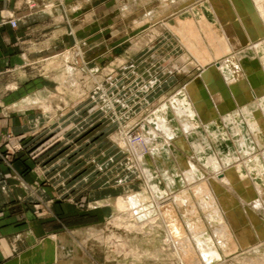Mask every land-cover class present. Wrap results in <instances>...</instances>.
<instances>
[{"label":"rangeland","instance_id":"rangeland-1","mask_svg":"<svg viewBox=\"0 0 264 264\" xmlns=\"http://www.w3.org/2000/svg\"><path fill=\"white\" fill-rule=\"evenodd\" d=\"M52 1L57 7L63 0ZM205 1L71 0V48L66 50L71 49V59L61 81L76 98L55 101L57 115L47 111L48 99L37 103L46 115L38 118L41 136L29 152L43 158L49 173L65 178L77 202L114 203L107 223L92 232L128 264L137 259L135 253L140 260L154 256L150 264H264V206L245 201L241 191L223 182L234 195L235 206H229L209 193L211 179L196 174L201 160L208 166L231 162L240 174L257 156L264 166V139L257 143L250 134L263 119L264 103L258 112L245 108L251 94L264 89V79L248 81L249 74L264 68V14L254 15L253 7L248 27L241 15L220 16L216 8L212 15ZM212 1L219 7L235 3ZM28 5L36 8L32 0ZM44 88L51 91L48 84ZM166 103L193 114L231 103L238 114L226 120L220 112L224 120L218 124L193 128L201 138L177 141L175 158L167 160L168 151L146 134L154 132L157 111ZM252 176L263 183L257 171ZM253 194L252 201L260 200ZM213 213L219 219H211ZM254 236L259 237L255 245L238 246L236 240ZM137 237L144 246L151 239L155 251L138 250Z\"/></svg>","mask_w":264,"mask_h":264},{"label":"crops","instance_id":"crops-1","mask_svg":"<svg viewBox=\"0 0 264 264\" xmlns=\"http://www.w3.org/2000/svg\"><path fill=\"white\" fill-rule=\"evenodd\" d=\"M32 1L36 8L28 0H0V264H128L92 232L107 223L114 203L77 202L65 178L29 152L41 136L38 118L46 115L37 103L48 99L53 108L55 101L76 98L61 81L71 59V0L57 7L52 0ZM52 108L46 110L57 115ZM135 239L138 250L155 251L151 239L147 246ZM135 258L131 264L155 260Z\"/></svg>","mask_w":264,"mask_h":264},{"label":"bare ground","instance_id":"bare-ground-1","mask_svg":"<svg viewBox=\"0 0 264 264\" xmlns=\"http://www.w3.org/2000/svg\"><path fill=\"white\" fill-rule=\"evenodd\" d=\"M219 1L220 0H218V2ZM211 2H214V1L209 0V1H205L204 3L201 2L208 9L211 10L212 13L208 11L209 13L214 15L213 13H215L214 10L216 8L218 14L222 13L220 16H223V14H225V16H228L229 18L232 19V17L235 18V17L241 15L245 19V20L244 19H242V20L246 21V24L249 25L248 27H250V25H252L251 24L252 22H250L249 17H252L251 14L253 12L251 10H253V7H256V9H254V12H255L254 15L260 16V14H264V5L263 6L261 5L262 3H264V0H235V3H230L229 1H224V2H222V3H224V5H222V7L214 6ZM199 5H201V4H199ZM237 5H239L238 10L236 8ZM202 8H204V6H202ZM203 12H207V11H203ZM209 17H210V15H209ZM211 17H213V16H211ZM260 17H262V16H260ZM255 20H257V19H254V21ZM235 23L236 22L234 21V24ZM246 24H245V27H246ZM255 24L256 23H254V27H255ZM260 27L263 28V26H260ZM256 28L257 27H255V29ZM260 30H262V29H260ZM250 34H248V35H250ZM244 40L246 41L247 39H243V43H244ZM231 41L233 42V40H231ZM219 42H222V41H219ZM229 44H227V45H229ZM211 45L212 44H210V48H211ZM234 45H238V44H234ZM218 46H220V45L218 44ZM231 46H232V44H230V47ZM225 47H227V46H225ZM225 47H223V49ZM234 49H237V47ZM239 49L240 48H238L237 50H239ZM237 50H235V51H237ZM215 51H216V49H215ZM231 51H233V48ZM241 54H242V52H241ZM213 58H216V56L214 55ZM218 58H219V56H218ZM209 59L212 60L211 58H209ZM224 59H225V57H224ZM215 60L216 59H214V61ZM212 64H213V62H212ZM216 65H217V63H216ZM234 66H236V65H234ZM260 70L261 71L254 72V74H249L248 81L251 83H254L255 81L264 79V68L263 69L260 68ZM263 103H264V89L260 90V92L257 94H251V96L247 99L245 108L250 110L253 113L258 112ZM220 112L222 113V115L225 116V119L227 120L228 118L230 119V117L232 115L238 114V109L236 108L235 105H233L231 103H227V105H224V106L222 105L220 107L215 106V105H212V106L209 105V106L203 108L201 112H197V113L193 114L190 112L189 109L173 108L170 106L169 103H166L165 107L163 109H158V111H157V117L158 118L154 124V126H155L154 132L146 133V134L149 136L150 142L156 144L157 147L160 146L161 148H164L166 151H168L167 157H166L167 160H173V158H175V155H176V154L175 155L173 154V151L175 150L174 147H175L177 141L184 139L186 142L189 143V142H193L197 139H200L201 136L193 134L191 132V130L193 128H196L197 126L203 125V124H205V126L218 124L219 120H221V119L224 120L222 117L219 118ZM250 134H251L252 138L257 143H259L260 139H264L263 138V135H264V112H263V119L261 120V122L259 124H257L256 126H252L250 128ZM156 154H157V152H156ZM201 161H202V165L197 167V169H196L197 173L196 174L203 173L202 175H199L201 177L200 178L201 180L202 179L205 180V179L209 178L213 181L214 186L211 187V189L209 190V193H213V195H216V196H221L225 200H227L229 206H235L234 205V195L230 194L228 192V190H225L226 187H223V182H226L227 184L229 183L230 186L231 185L234 186V188L236 189L237 192L241 191L245 196V199H244L245 201L247 199V200H249L250 203H253L256 206H261V205L264 206V166L261 164L262 162H260L258 156L254 160L255 161L254 164L253 165L251 164L252 165L251 166L249 163L248 169L245 168L247 171H245L242 174H240L236 164L234 166V165L230 164L231 162L229 164H227V163L221 164L220 162L216 161V163L214 165L208 166V165H206L205 162H203V160H201ZM242 168L243 167H241V169ZM147 169H148V167L144 168V170H147ZM254 170L257 171L259 173V175L263 178L262 184H257L254 181V177L252 176V172ZM229 191H231V190L229 189ZM252 192L254 194H256L257 195L256 197L257 198L259 197L260 200H256V202L252 201L250 199L252 197V194H253ZM210 218L211 219H219V213L218 214L213 213ZM263 228H264V226H263ZM262 230H264V229H262ZM263 234L264 233L262 232L261 236H264ZM219 237L220 236L218 235L216 238V241H217V243H220L223 245L224 242L221 241L219 239ZM256 239L259 240V237L254 236L252 238L249 237L244 241H238V240H236V241H237L238 246L241 247L242 244L246 245V243L249 245H253V244L255 245L256 244L255 242H257ZM180 248L181 247H179V250H181Z\"/></svg>","mask_w":264,"mask_h":264},{"label":"built area","instance_id":"built-area-1","mask_svg":"<svg viewBox=\"0 0 264 264\" xmlns=\"http://www.w3.org/2000/svg\"><path fill=\"white\" fill-rule=\"evenodd\" d=\"M11 23H12V25H13V26H16V24H17V22H16V21H14V20H13V21H11Z\"/></svg>","mask_w":264,"mask_h":264}]
</instances>
